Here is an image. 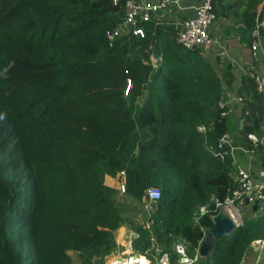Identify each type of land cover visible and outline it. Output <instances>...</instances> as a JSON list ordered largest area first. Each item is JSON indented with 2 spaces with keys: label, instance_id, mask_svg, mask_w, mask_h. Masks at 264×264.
<instances>
[{
  "label": "trees",
  "instance_id": "1",
  "mask_svg": "<svg viewBox=\"0 0 264 264\" xmlns=\"http://www.w3.org/2000/svg\"><path fill=\"white\" fill-rule=\"evenodd\" d=\"M125 2L0 0V264H105L119 250L115 233L128 222L134 252L153 261L157 253L170 254L177 264L174 245L184 241L195 258L221 212L217 204L236 187L231 158L209 155L207 175L196 171L188 183L180 178L198 162L189 135L199 126H206L213 146L226 133L238 139L230 116L217 109L222 84L234 86L233 67L214 65L199 51L185 56L172 48L169 31L163 63L154 69L161 35L151 23L145 38L129 35L109 47L106 34L124 21ZM213 2L217 18L228 7L241 18L250 46L257 21L264 20V0ZM260 33L264 44V27ZM238 94L245 120L239 134L246 138L260 128L264 95L249 75ZM184 184L194 201L172 188ZM151 187L162 196L144 227L121 205L135 218L141 205L134 201L142 202ZM208 192L214 202L208 203ZM204 205L208 211L196 222L194 210ZM252 235L251 225L239 226L196 264H241Z\"/></svg>",
  "mask_w": 264,
  "mask_h": 264
},
{
  "label": "built area",
  "instance_id": "2",
  "mask_svg": "<svg viewBox=\"0 0 264 264\" xmlns=\"http://www.w3.org/2000/svg\"><path fill=\"white\" fill-rule=\"evenodd\" d=\"M174 0H126L125 2V15L124 21L116 28L107 32L106 37L109 47L129 36L133 35L137 38H145L146 30L145 24L152 23L156 20L158 14L166 10ZM231 1V0H225ZM117 2V0H115ZM261 5L259 13L262 8ZM213 0H201L197 13L194 17L188 18L183 21L182 29L175 37L176 44L184 51H199L203 56H209L211 53H221L222 57L229 58L228 45L217 38L216 35L211 33V27L216 21ZM263 25L257 21L256 29L252 33V43L249 46L251 54V65L248 67L238 66V70L245 76L249 75L254 79L256 90L259 94L264 95V44L260 29ZM153 64V63H152ZM132 82L128 81L127 90L125 95L128 96ZM243 98L240 96L230 95L225 93V97L219 102V110L222 117H228L236 104H242ZM200 131H206V127H200ZM207 133V131H206ZM247 140L252 144L251 150H243L236 145L235 139L228 133L223 134L218 138L216 146L209 148L211 155L221 161L231 158L236 167V187L232 191V195L225 200L223 204L218 203L217 207H227L229 211L238 219L237 204H244L245 199H249L251 204L255 201H264V185H259L255 182L253 173L250 167H242L236 161L235 152L241 150L247 152L249 155L254 156L257 148L263 143L257 135L250 133L247 134ZM127 190V175L125 171L120 172L118 177V191L120 194L126 193ZM162 196L161 190L157 187H151L146 191V196L141 203L140 212L136 215L135 223L148 226V221L153 214L158 201ZM208 207H201L198 212L194 214L196 222L200 217L205 215ZM236 219V221H238ZM240 221H238L239 223ZM241 226V224H239ZM135 238V234H134ZM202 243V242H201ZM257 244L254 245L257 247ZM173 251L177 256V264H195L200 258L199 249L195 258H191L187 253V245L184 241H179L173 247ZM127 256V258L125 257ZM145 257L148 264H173L171 262L170 254L157 253L155 260H151L147 256H142L136 252L128 254L119 253L118 250L108 257H106L105 264H141L139 259Z\"/></svg>",
  "mask_w": 264,
  "mask_h": 264
},
{
  "label": "crops",
  "instance_id": "3",
  "mask_svg": "<svg viewBox=\"0 0 264 264\" xmlns=\"http://www.w3.org/2000/svg\"><path fill=\"white\" fill-rule=\"evenodd\" d=\"M200 2L201 0H174L173 3L166 10H163L158 14L156 20L151 24L156 25L157 29L160 32H164L166 34V37H169L167 35V32L170 31L172 38L174 39L178 34V32L182 29L183 21L188 18H192L196 15ZM224 2L226 4L227 3L229 4L230 1L224 0ZM233 11L234 10L231 7L220 8V15L218 16L213 26L211 27V33L216 35L217 38H219L221 41L225 42L228 45L229 58L222 57L221 53H212L208 57L210 56H212L213 58L220 57L222 59H225L229 64H231V66L234 69V73L236 74V80L234 82L235 87H234V91H232L233 93H231V91L229 92L234 96H239L238 89L242 85V79H240L239 77L243 76V74L240 73V71L238 70V68L234 63H236L238 66H243V67L250 66L251 54L249 50V42L247 40V34L245 33L244 24L241 18L234 16ZM158 58L159 61H163L162 57L159 56ZM152 61H154L153 57H152ZM156 68L158 67L156 66ZM224 90H226L225 87ZM243 108H244V104H236L233 107V110L231 111L229 116H230L231 125L235 127L233 128V130L236 132L238 136V139L236 138L235 140L236 145L242 148L243 150L247 151L246 149H249L247 146H252V144L247 140V137L245 138L244 136L239 134V130H241L240 127H242L243 124L245 123L244 117L242 116ZM261 108H262V114H261L262 116L260 120V128L252 133L257 135L258 138L263 141V143L257 148L256 154H254V156L252 155V158L251 155H249L247 152H243L241 150H237L235 152V155L238 165L242 167H250L255 182L259 185H264V167L262 161V159H264V102L261 104ZM249 126L250 124L248 123V127ZM233 177L234 179H236V172L235 174H233ZM105 183L111 187L116 188L117 186L115 179H112L111 177H106ZM212 196L214 195L212 194ZM237 207L238 209L240 208L241 210H251V208L247 207L245 204L239 203L237 204ZM251 212L253 211L251 210ZM255 214L264 215V211H259L258 213ZM130 235L134 237L132 229L125 224L115 233V239L121 252L124 251V248H127V243H128L127 239H129L128 236ZM256 249L257 248H255V250ZM249 250L250 249H248V251ZM125 253L126 254L130 253V250ZM243 261L241 264H244Z\"/></svg>",
  "mask_w": 264,
  "mask_h": 264
},
{
  "label": "rangeland",
  "instance_id": "4",
  "mask_svg": "<svg viewBox=\"0 0 264 264\" xmlns=\"http://www.w3.org/2000/svg\"><path fill=\"white\" fill-rule=\"evenodd\" d=\"M260 23L264 27V20H262V22H260ZM170 34H171V32H170ZM160 35H161V38H159L157 40V42H156L157 45L154 47L156 49V52L158 53V54H154L153 55L154 61H152V62H153L154 69H158L162 65L163 61H159L158 57L160 56V57H162V59H164L163 51H164V49H165V47L167 46V43H168V41L166 40L167 39L166 34L164 32H160ZM169 39H170L171 43L173 44L172 48L176 47L180 51H183L185 56L186 55L189 56V53L184 51L180 46H178L176 44V41H174L175 38L173 39L172 35H171V38L169 37ZM192 56H194V55H192ZM201 56H203V55H201ZM203 58L207 59L209 62L213 63L214 65L218 66L220 64L221 68L228 66V62L225 59H222L220 57L213 58L212 56H210V57L203 56ZM214 65H212V66L217 71V67L214 66ZM156 66L158 68H156ZM198 66L199 65L195 64L196 70H197ZM192 70H193V67H192ZM241 74H239V75H241ZM237 77H239V76H237ZM243 77H244V75L240 76L239 78L242 79ZM235 79H236V76H235ZM202 81L205 84L208 82V80L204 76L202 77ZM222 87H223V90H222V93H221V98L217 101V109H219L218 104L225 97V93L228 92L230 94L229 91H231V93H233L232 91H234V87L235 86H233L232 89H229L227 85L222 84ZM224 87H225L226 90H224ZM230 95H232V94H230ZM203 126L204 125L199 126L195 133H192V134L189 135V137L192 139V141L194 142V145H195L193 153L191 152L192 159H194L196 157L198 159V162L196 163V165L194 167H192L190 169H189V166L186 167L185 169H183V171L185 173H182V175H180V178H183L184 180H186L187 183L190 182L188 180V177L192 179L193 174L196 171H198L202 177L207 175V173H209L208 169L212 165V157L209 156V155H211L209 148L211 146H213V145L209 143L208 138L206 136L207 135V133H206L207 129H206V131H200L199 128L203 127ZM198 145H200V147H202V148L204 147L206 149V151L208 153H210V154L206 153L204 148L201 151L198 150L196 148ZM187 175H188V177H187ZM175 176L177 177L176 174H175ZM167 183L169 184V182H167ZM187 187H188V184H184L180 188H179V186H175V187L173 186L172 188H173V190L176 192V194L179 197L181 196L183 201H185L189 197H190L191 200L194 201L197 196H195V192L194 191H192V190L189 191V189ZM210 194L211 193H209V192L207 194L208 195L207 196L208 203H210L212 201L213 202L215 201V197L212 196V195L210 196ZM125 197H126V193L121 195L120 200L123 201ZM140 203H142V202H140ZM140 203L137 202V201H134L133 206L136 205V206L139 207L141 205ZM202 207H205V205L202 206ZM121 208L124 209L129 214L130 220H135L136 217L134 218V215H133L132 211L130 210V207H128L126 204H123V205H121ZM200 208H198V209L195 208L194 214L196 212H198ZM237 209H238V207H237ZM194 214H193V216H194ZM237 220L240 221L239 224H241V225H243L245 223H248L249 225H251V228L253 230V235H252L253 242H252V244H251V246L249 248L250 250L248 251L243 263L244 264H264V216L263 215H259V214H254V213L251 212V210H241L239 208L238 209V219ZM127 222H128V220H127ZM128 223H125V225H128L131 228V226ZM133 234H135L134 231H133ZM128 237H129V239H127V242H128L127 243V248H124V251H122V252H121V250L119 248V250H118L119 253L126 254L125 252H127L129 250H130V252H134L132 250V242H133L134 237L132 235H130ZM254 243H259V245L257 244V247H256V246H254ZM255 248H257V249L255 250ZM70 255H71L74 263H79V258H78L77 253L70 252ZM125 257L127 258V256H125ZM199 259H201V258H199ZM196 263L197 262H195V264Z\"/></svg>",
  "mask_w": 264,
  "mask_h": 264
},
{
  "label": "water",
  "instance_id": "5",
  "mask_svg": "<svg viewBox=\"0 0 264 264\" xmlns=\"http://www.w3.org/2000/svg\"><path fill=\"white\" fill-rule=\"evenodd\" d=\"M244 204L247 207H250L254 213L259 211H264V201L258 200L251 204L249 199H245ZM229 210V209H228ZM214 226L205 236V239L202 241L199 247V256L200 258L209 257L214 248L215 242L220 238H229L232 233H234L239 228L238 221L235 220L234 216L232 217L228 214L227 207H223L221 212L213 218Z\"/></svg>",
  "mask_w": 264,
  "mask_h": 264
},
{
  "label": "bare ground",
  "instance_id": "6",
  "mask_svg": "<svg viewBox=\"0 0 264 264\" xmlns=\"http://www.w3.org/2000/svg\"><path fill=\"white\" fill-rule=\"evenodd\" d=\"M227 211H228V214L232 217V214H234L233 211H229L228 209H227ZM236 219H237V217L235 216V220ZM139 262L141 264H148V261H147V259L145 257L140 258Z\"/></svg>",
  "mask_w": 264,
  "mask_h": 264
},
{
  "label": "clouds",
  "instance_id": "7",
  "mask_svg": "<svg viewBox=\"0 0 264 264\" xmlns=\"http://www.w3.org/2000/svg\"><path fill=\"white\" fill-rule=\"evenodd\" d=\"M9 67H11V65ZM5 72H7V69H5Z\"/></svg>",
  "mask_w": 264,
  "mask_h": 264
}]
</instances>
